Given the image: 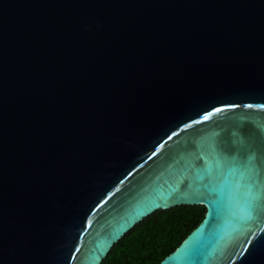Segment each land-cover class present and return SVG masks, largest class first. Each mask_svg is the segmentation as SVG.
Instances as JSON below:
<instances>
[{"label": "water", "instance_id": "obj_1", "mask_svg": "<svg viewBox=\"0 0 264 264\" xmlns=\"http://www.w3.org/2000/svg\"><path fill=\"white\" fill-rule=\"evenodd\" d=\"M217 150L264 188V0H0V264H101L183 204L160 264H264V200L219 224Z\"/></svg>", "mask_w": 264, "mask_h": 264}, {"label": "trees", "instance_id": "obj_2", "mask_svg": "<svg viewBox=\"0 0 264 264\" xmlns=\"http://www.w3.org/2000/svg\"><path fill=\"white\" fill-rule=\"evenodd\" d=\"M205 205H178L146 217L126 233L101 264H160L203 221Z\"/></svg>", "mask_w": 264, "mask_h": 264}, {"label": "clouds", "instance_id": "obj_3", "mask_svg": "<svg viewBox=\"0 0 264 264\" xmlns=\"http://www.w3.org/2000/svg\"><path fill=\"white\" fill-rule=\"evenodd\" d=\"M226 157V159H225ZM216 165L226 163L228 168L235 174V190L229 196L227 203L217 207V216L222 229L226 230L234 224L242 222L243 219L253 211L256 202L264 200V188L257 189L251 177L250 162L255 159V155L247 157L240 154H221L218 150L214 152ZM209 167L208 161L201 163L200 174ZM210 194H215L210 191Z\"/></svg>", "mask_w": 264, "mask_h": 264}]
</instances>
